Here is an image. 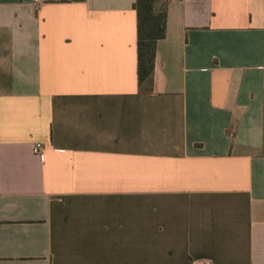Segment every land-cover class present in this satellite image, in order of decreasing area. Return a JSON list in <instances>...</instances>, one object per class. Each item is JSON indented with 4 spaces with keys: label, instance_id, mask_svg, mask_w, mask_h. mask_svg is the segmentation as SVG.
<instances>
[{
    "label": "crops",
    "instance_id": "1",
    "mask_svg": "<svg viewBox=\"0 0 264 264\" xmlns=\"http://www.w3.org/2000/svg\"><path fill=\"white\" fill-rule=\"evenodd\" d=\"M135 1L0 0V264H264V0L168 2L150 92Z\"/></svg>",
    "mask_w": 264,
    "mask_h": 264
},
{
    "label": "trees",
    "instance_id": "2",
    "mask_svg": "<svg viewBox=\"0 0 264 264\" xmlns=\"http://www.w3.org/2000/svg\"><path fill=\"white\" fill-rule=\"evenodd\" d=\"M161 2L162 0H136L133 5L137 14L138 81L145 92L152 91L157 44L166 36L168 1Z\"/></svg>",
    "mask_w": 264,
    "mask_h": 264
},
{
    "label": "built area",
    "instance_id": "3",
    "mask_svg": "<svg viewBox=\"0 0 264 264\" xmlns=\"http://www.w3.org/2000/svg\"><path fill=\"white\" fill-rule=\"evenodd\" d=\"M167 1L170 2V1H172V0H167ZM35 2H36L37 4H39V3L41 2V0H35ZM34 150H35L36 153H41V152L43 151L42 146L39 145V144L36 145V147H35ZM193 264H211V262L205 260V261H196V262H194Z\"/></svg>",
    "mask_w": 264,
    "mask_h": 264
}]
</instances>
